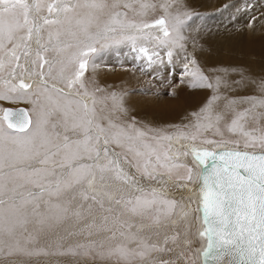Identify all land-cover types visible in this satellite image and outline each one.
I'll return each instance as SVG.
<instances>
[{"label":"snow or ice","instance_id":"6c2138e0","mask_svg":"<svg viewBox=\"0 0 264 264\" xmlns=\"http://www.w3.org/2000/svg\"><path fill=\"white\" fill-rule=\"evenodd\" d=\"M18 2L30 10L33 7L28 0H0V30L5 23L2 6H14ZM135 4L153 12L159 9L161 14L151 19L129 20L128 12L134 10ZM44 7L49 14L70 10L67 5H35L37 13ZM248 7L245 3L244 8L237 11ZM75 9L87 10L76 19V25L90 39L85 46L86 51L80 52L77 60V76L81 80L89 64L86 57L98 51L94 46L96 43H101L103 48L130 41L131 51L136 53L134 60L142 61L143 58L146 67L142 70H152L157 65L160 52L138 46L137 41L154 40L157 47L165 50L167 63L173 70L176 67L174 56L182 64L181 86L207 92L203 103L186 113L178 126L172 127L182 132L191 129L195 133L191 138L200 145L222 141L232 147L193 146L186 153L187 162L179 164L174 173L175 178L185 181L181 186L185 188L192 185V172L200 169L192 189L197 196L194 218L202 213L198 229L194 231L191 225L185 228L183 218H180L179 222L169 226L175 232L171 240L165 235L161 241L158 232L144 234L142 229L133 233L131 225L126 231L111 233L108 241L96 240L93 237L98 233L79 221L93 205L102 207L103 204L84 189L73 191L86 178L88 166L77 165L61 173L67 168L65 161L85 159L82 153L87 137L76 133L74 102L67 101L60 120L42 118L37 132L31 135L28 133L32 131L33 123L28 119L30 114L27 110H5L3 121L7 123V129L0 125V197L23 187L19 180L30 184L36 191L21 193L18 202L14 196L0 198V264H51L53 259L62 257H74L69 264H136L137 261L141 264H264V71L252 73L238 65H202L198 58L200 45L197 37L205 25L196 28L195 36L184 34L188 22L194 16H201L191 9L188 0H91L78 2L73 5ZM147 12L144 11L142 17H146ZM105 15L107 20H103ZM23 18L28 21L26 13ZM59 23V20L43 19L38 26L33 19L25 31L29 36L33 29L39 34L43 26ZM92 28L95 31H90ZM152 28H158L162 36H153ZM125 29H135L136 34H125ZM41 48L44 53L49 51L47 46L41 45ZM53 50L59 52L60 47L54 46ZM36 58L38 62L43 61L39 63L41 69L45 64L49 71L55 67L45 60L41 50L37 51ZM159 63L163 65V59H159ZM153 78L164 80L162 75L155 73ZM95 91L106 93L107 99L127 112L125 91L109 92L98 86ZM236 93L244 95L237 96ZM169 95H176L175 88ZM12 117L17 118L15 124ZM30 123L32 127L23 138L9 135L8 129L24 132ZM58 125L64 128L63 132L57 131ZM166 129L158 130L167 136ZM73 135L77 138L73 139ZM5 142L17 146V151L8 154L19 165L11 174L4 172L2 145ZM135 167L141 168L140 165ZM140 175L142 179H155L142 169ZM10 184L13 186L11 189L8 187ZM124 199L133 215L146 208L149 202L150 212L152 209L156 213L161 211L153 192L137 189L136 193ZM188 200L191 202L190 198ZM163 201L172 207L175 197ZM73 218L75 223L72 227L63 234H57L55 239H48L49 233L65 220ZM148 218L154 220L157 216ZM152 236L156 237L155 242ZM200 238H206L203 244Z\"/></svg>","mask_w":264,"mask_h":264},{"label":"bare ground","instance_id":"6f19581e","mask_svg":"<svg viewBox=\"0 0 264 264\" xmlns=\"http://www.w3.org/2000/svg\"><path fill=\"white\" fill-rule=\"evenodd\" d=\"M30 1L31 0H28L32 5H36L37 3L47 5L51 3H49V0ZM53 2L52 4H59L62 7L67 5L70 10L67 13L61 11L49 14L47 7H44L43 10L39 12L40 16L36 18V22L41 21V24L43 19L61 21L59 24L43 26L39 33L41 35L36 31L38 38H40V36L45 38L48 34L53 36V38L49 36L50 39L44 42L43 45L52 43L55 46L60 47L59 52L53 50L54 47L48 48L49 51L46 55L42 52L46 61H49V64H55V67L51 71L48 70L47 64L41 69L39 63L42 62L34 63V68L30 67V63H33V60L31 61L29 58L31 54L30 50L38 47V38L32 35L31 38L26 41L24 36H20L26 32L25 30L28 28V25L24 28L22 24L23 15L20 14L21 12L11 9V7L20 6L18 5L19 2L14 6H11L10 4L2 6L5 9V23L2 30H0V44L1 46H4L2 45L3 43L10 41L7 44L8 46L5 45L3 48L0 47V99L8 101V103L17 100L16 97L11 99L8 98L10 93L5 92L2 88V85L6 84L8 85L6 87L7 89L9 87L11 88L10 92L15 91L16 95H21L20 100L23 99V103H27L31 110L35 112V124L33 125L32 131L30 133L27 132L28 135L37 132L38 122L41 121L42 118H51L54 116L60 120L63 117V110L66 107L67 101L71 100L74 102L73 107L76 109V120L74 124L76 127V133L83 134L87 137V140L83 145L85 151L82 153L86 160L76 158L65 161L67 168L62 169L61 173L63 174L77 165L88 166L86 178L81 184L73 189V191L79 192L81 187L90 195H98L102 198L99 201L102 202L103 206L93 205L91 211L84 213L79 221L80 224L93 227V230L98 233L97 235H101L100 238L106 235L105 230L109 228L114 229L120 227L123 231H126L128 225L133 226L134 220L140 217V215L145 216L146 212L149 211L148 209L151 208V203L149 202L146 208L133 215L128 211L127 205L124 204L123 206L118 207V202H115L116 193L111 189H106V187L112 186V184L109 183L111 181L118 186H123L129 190L132 189L135 192H137V189L146 191L147 193L153 192L156 201H160V203L157 204L160 205V213H156V210L152 209L150 214L156 215L157 218L164 215V217H166L165 219L150 222L146 219L137 220L132 228L137 225V229L140 226H142L140 227V229H142L143 224H145L144 226L147 227L142 229L144 230V234L158 232L161 241L165 235L171 240L175 236V233L173 230H170L169 221L171 220V224L174 225L180 221V218H183L184 227L186 228L188 225H191L195 231L201 225L202 215L201 213H198L194 218V213H196L197 196L192 189L195 187L194 183L200 169L197 168L196 171H194V174L192 175V185H188L185 188L181 187L185 181L175 178L174 173L179 164L187 162L188 156L186 153L189 152L193 146L206 148L210 146L211 148H216L217 145H200L198 144L199 142H192V139L191 141L186 140L185 138L183 139L181 137L182 134L178 135L177 133L168 135V137L162 134H156V136L158 135L167 138L164 142L157 139L153 141L151 136L154 135L152 133L145 131L132 121L128 124V126L131 127V130H126L128 131L129 136L131 135V137L128 138L119 134L123 132V130H120L121 126L119 120L133 116L141 122L148 123V126H151L150 128L158 132V129L177 125L186 113L196 109L203 103L204 98L207 96V92L197 89H189L187 86H181L179 81L182 64L179 59L174 56L173 63L177 67H175L173 71L174 74L173 72H170V69L173 68L167 63V57L164 55L165 50L157 47L154 40L141 39L137 41V45L148 47L150 51H159L161 54L159 59H163V65H160L158 59L157 65L154 66L152 70L143 71L142 69L146 67V62H143V58L142 61L134 60L136 53L131 51L132 44L130 41H124L119 45L109 44L103 48H101V43H98L94 44V46L96 45L95 47L99 52L97 51V53L92 54L91 57H89L90 53L88 54L87 57L88 59L90 58L88 64L89 68L87 69L88 71H85L84 77L81 80L77 76L79 71L78 61H73V59L76 58L74 57V54L79 51H75V49L77 50L75 46L67 44L76 45L77 41H84L82 51H86L85 46L90 43V39L87 35H84V38H82L83 33L76 25V19L81 18L87 10H73V5L78 2H89V0H56V2ZM151 2H158V0H151ZM245 3H247L249 7L243 11H237L238 9H243ZM258 3L259 0H188L191 9L199 12L201 16H194L193 19L188 22L184 34L195 36L196 28L205 25V27H201L199 37H197L198 45H200L198 48V58L202 65H238L251 70L252 73H260L264 71V18L263 20L258 18V10L254 6ZM224 5H228V7L225 8L223 7ZM21 6H23V4H21ZM133 7L134 10L128 12L129 20L139 21L142 18L150 19L153 16H159L161 14L159 9H157L156 12H153L151 9H145L140 4H135ZM20 9L25 10L26 12H32L34 7L30 10L24 5ZM144 11H148L146 17H142ZM17 13H19V16L21 17V19H19L23 32L21 34L17 33L14 37L12 33L18 27L16 19L14 18ZM7 14H13V17L7 18ZM39 14H37V16ZM106 16L107 15L104 17ZM233 17H235V19H233ZM37 24L39 26L40 22H37ZM209 28L211 31H209ZM90 31H95V28L90 29ZM150 31L153 36L159 35L157 33L158 30H154V28L150 29ZM134 32H136L135 29L124 30V33L128 35H132ZM57 33H59L58 36ZM70 33L81 36L69 37L68 34ZM24 44H27V46H24ZM78 48L81 49V47ZM103 49L106 52H110L108 55H117L118 63L116 69L118 74L116 76L113 75L114 77L108 76L106 72L108 69L112 68V65L110 64L112 62L106 64L102 63L100 66L97 64L95 66V58L98 56L101 57ZM8 51H12L11 55L8 54ZM9 58L13 65L8 67ZM100 59L102 60L103 58ZM110 59L111 58H107V60ZM134 65L138 66L133 68L132 66ZM4 66L7 67L5 68ZM22 68V72L25 73V75L28 74V76H20ZM4 69H7L6 74L4 73L5 71H3ZM9 72L11 73L9 74ZM15 73H17V76H19L20 79L15 77ZM35 73L39 76L37 79L31 77V75ZM68 73L72 74L70 75ZM144 73L149 74V76ZM154 73L162 75L164 80L161 82L160 80L155 79L157 84L145 87V91L163 94L165 91L164 88L170 87V92L175 88V96L169 95V97L164 99L161 103L153 104L146 100L145 97H137L136 93L134 94L135 96H133V94L129 92L125 98V104L128 109L125 113L119 109L118 105H114L111 100L106 98V93L95 91L97 86L109 92H118V88L120 89L122 86H129L131 90L136 89V87H140V82L144 79H149L151 82ZM138 74L140 75L135 78L134 75ZM34 76L36 77V75ZM141 76H144V78H139ZM23 85H29V87L26 88ZM119 85L121 86L118 87ZM156 85L160 88L158 91L156 90ZM162 86L165 87L162 88ZM166 92L168 91L166 90ZM96 94L98 101H100V106L102 107L99 110L95 103ZM235 95L243 96L244 93H236ZM107 105H110V108H108ZM43 108H45V113L49 114V116L42 114ZM26 110L28 111L27 108ZM29 117L31 121V116L29 115ZM0 118L3 121L2 113ZM3 123L5 122L3 121ZM30 125L31 123L28 128ZM28 128L24 131L28 130ZM57 131L63 132L64 128L58 125ZM24 135L25 134L18 135L17 133V135L11 136L23 138ZM139 136H142V138L147 137V140H143L144 142L141 141L140 143V140L137 141V139L134 138H139ZM75 138H77V135H73V139ZM163 143H165V147H163L164 149L161 147V144ZM153 145L157 146L153 148ZM170 145L171 150L168 151ZM227 145L232 146L231 144ZM2 147L5 154L4 164L8 163L4 167V172L7 173L9 170L15 171V168L19 165L15 163L8 154L17 151V146L5 142ZM221 148L231 147L222 146ZM122 149L127 150V155L125 152H121ZM160 149H163L166 155L168 154L173 161L167 160L165 163L159 161L161 167L157 166L155 170L148 169V174L155 177V179H142L140 170L142 169L144 171L147 158L149 157V160L154 158V156L151 155L156 156ZM95 154L97 155L92 157ZM96 160H104L105 164L103 165L100 163L98 166L93 167L92 163ZM192 163L195 165V161H192ZM136 165H140L141 168H136ZM151 165H154V163H151ZM106 175L108 176L105 179ZM157 178H159V180ZM159 182H162L164 185L161 186ZM18 183L23 185L22 188L24 191L34 189L31 185L24 186L26 183L23 180H19ZM9 186L13 187L11 184ZM157 190L165 196H160L156 193ZM118 196L120 197V194H118ZM170 197H175L176 206L173 204L171 207L170 204L163 201ZM149 198L152 197L149 196ZM189 198L191 202H189ZM76 203L78 204L79 200H77ZM114 203L115 208L113 209L112 205ZM175 207L176 209L174 211ZM121 209L122 211L119 213V210ZM96 214L98 216L96 219H89L88 216ZM67 221L71 224L75 222V218L67 219L62 224L64 225ZM29 227L31 226L29 225ZM138 231L139 230L132 232L136 233ZM95 236L93 237L94 239H96ZM152 240L155 242L156 237L152 236ZM200 240L201 244H203L206 238H200ZM60 260L62 259H53L51 264H69V260ZM136 264H141V262L137 261Z\"/></svg>","mask_w":264,"mask_h":264},{"label":"rangeland","instance_id":"374dc122","mask_svg":"<svg viewBox=\"0 0 264 264\" xmlns=\"http://www.w3.org/2000/svg\"><path fill=\"white\" fill-rule=\"evenodd\" d=\"M32 1H35V0H31L30 2H32ZM56 2V0H49V3L50 4H52V2ZM77 1V0H76ZM53 2V3H54ZM75 2V1H74ZM89 2H91V0H89ZM21 4H23V3H19L18 5H20V6H16V7H11V9H14V10H18L19 12H21L20 14L21 15H23V13H26L27 14V16H28V21H25V19L23 18V26H24V28H25V26H27L28 25V27L30 26V22H31V20H33V19H35L36 20V18L37 17H39L40 16V14L39 13H36L37 11H36V8H35V5H33V7H34V9H33V11L32 12H26L25 10H22V9H20V8H22L23 6H24V4H23V6H21ZM11 6H13V5H11ZM255 6V8H257V10H258V13H257V15H258V18L260 19V20H263V18H264V3H263V0H259V3L258 4H255L254 5ZM26 7V6H25ZM19 13H17V15H16V17H14L15 19H16V22H17V24H18V27H17V29L15 30V31H13V33H12V35L15 37V35H17V33H22L23 31V28L21 27V25H20V19H21V17L19 16L20 15ZM37 14H39L38 16H37ZM6 17L7 18H12L13 17V14H7L6 15ZM20 18V19H19ZM108 19V16H106V17H103V20H107ZM151 19V18H150ZM37 22H40V24H41V21H37ZM264 22V21H263ZM158 30V34L159 35H161L162 36V33H160L159 32V29L158 28H154V30ZM83 33V37L82 38H84V35L86 36V34L84 33V32H82ZM136 32H134V34H135ZM44 34V33H43ZM32 35H34V37L36 36L37 38H38V35L36 34V30L35 29H33L32 30V32H31V35L29 36L28 34H27V32H25L24 34H22V35H20V36H24L25 37V39H26V41L27 40H29L30 38H31V36ZM39 35H41V34H39ZM19 36V37H20ZM51 38H53V36L52 35H50V34H48V36H46L45 38L42 36H40V38H38V47H35L33 50H30L31 51V54H30V56H29V58H30V60L32 61L33 60V63H30V67L31 68H34V63H39L36 59V53H37V51L38 50H41V55H43L42 54V48H41V45H43V43L44 42H46V41H48L49 39H50V37ZM68 36L69 37H79V36H81V35H79V36H77V35H74V34H72V33H70V34H68ZM18 37V38H19ZM10 41V40H9ZM8 41V42H9ZM72 41V40H71ZM8 42H5V43H3L2 45H7L8 44ZM30 42V41H29ZM80 41H77V44L76 45H74V44H67V45H72V46H75V48H77V50L75 49V51H79L78 53H75L74 54V57H76V58H74L73 59V61L74 62H76L77 61V59H78V57H79V53L82 51V48H83V46H84V41H81L80 43H79ZM82 43H83V45H82ZM80 44V45H79ZM96 44H98V43H96ZM66 45V46H67ZM4 46H1V44H0V47L1 48H3ZM8 46V45H7ZM6 46V47H7ZM24 46H27V44H24ZM44 46H47V48H52V47H54L55 45L54 44H52V43H48V44H45ZM96 46V45H95ZM78 47H81V49L80 48H78ZM0 48V49H1ZM80 49V50H79ZM118 50H120V49H118ZM13 51V50H12ZM12 51H8V54L9 55H11V52ZM99 52V51H98ZM108 54H110V52H106V51H104V49L102 50V55H101V57L100 56H98L97 58H95V66L97 65V64H99V66L100 65H102V63L103 64H106V63H110V62H112V63H110L111 65H112V68H110V69H108L106 72H107V75L108 76H116L117 74H118V71H117V69H116V66H117V63H118V60H117V55H114V54H111V55H108ZM44 55H46V53H44ZM50 55V54H49ZM103 55H104V57H103ZM92 56V53H90V55H89V57H91ZM50 57V56H49ZM103 58L102 60L100 59V58ZM107 58H111L110 60H107ZM87 59H88V57H87ZM99 59V60H98ZM45 60H46V58H45ZM90 60V58L88 59V61ZM12 61H11V59L9 58V64H8V67L9 66H11V65H13V63H11ZM42 63H43V61H41ZM99 62V63H98ZM59 63V62H58ZM138 65H134V66H132L133 68H136ZM5 67V66H4ZM3 67V68H4ZM7 67V66H6ZM5 67V68H6ZM172 67V66H171ZM177 67V66H176ZM89 68V66L87 67V69ZM22 70H23V68L21 69V71H20V76L22 75V76H28V74H26L25 75V73H23L22 72ZM35 70V69H34ZM74 70V69H73ZM116 70V71H115ZM3 71H5L4 73L6 74V71H7V69H4ZM64 71V70H63ZM86 71H88V70H86ZM174 70L173 69H170V72H173ZM11 72H9V74H10ZM113 73V74H112ZM68 74H72V73H68ZM140 74H142V73H140ZM140 74H138V75H134V77L135 78H137ZM144 74H146L147 76H149V74H147V73H144ZM34 75H36V77L34 76ZM67 75V74H66ZM113 76V77H114ZM15 77L17 78H19L20 79V77L19 76H17V73H15ZM31 77L33 78V79H37L39 76L35 73V74H32L31 75ZM139 78H144V76H141V77H139ZM89 82V81H88ZM9 84H11V83H9ZM155 84H157V82H156V80L154 79V78H152V81L150 82V80L149 79H144L142 82H140V87H136V89H141V91L139 92V91H133V89L131 90V88L129 87V86H122V87H120L121 85H119L118 87H120V89L118 88V92L119 91H121V90H123V91H125L127 94L129 93V92H131L132 94H133V96H135L134 94L136 93V96L137 97H145V99L146 100H148V101H150L151 103H153V104H159V103H161L164 99H166L167 97H169V92H170V87H166V88H164L165 86H162V88H164V93L163 94H159V95H157L158 93H153L152 91H145V87H148V86H151V85H155ZM3 87V89L5 90V92H8V93H10L9 95H8V98H14V97H16L17 98V100H15V101H13L12 103H8V101H5V100H2V99H0V115H1V113H2V110L5 108V107H7V106H10V107H16V106H19V105H21V106H24V107H26L27 109H28V112H29V114H30V116H31V121H32V123H33V125L35 124V120H34V117H35V112L34 111H32L31 110V108L29 107V105L27 104V103H23V99H21L20 100V96L21 95H16V93H15V91L14 92H10L11 91V88L9 87L8 89L6 88L8 85H6V84H4V85H2ZM125 87V88H124ZM128 87V88H127ZM158 89H160L159 88V86H157L156 85V90L158 91ZM76 90V89H75ZM166 90L168 91V92H166ZM138 93V94H137ZM131 94V95H132ZM167 94V95H166ZM145 95V96H144ZM161 98H160V97ZM159 99H161V100H159ZM100 101H98V99H97V94H96V100H95V103H96V105H97V108H98V110L99 109H101L102 107L100 106V103H99ZM107 107L108 108H110V105H107ZM49 113V112H48ZM42 114H44V115H48L49 116V114H46L45 113V108H43L42 109ZM99 117V116H98ZM49 118V117H48ZM133 116H130V117H127L126 119H120L119 120V122H120V126H121V129L120 130H123V132L122 133H119V134H121V135H123V136H125V137H131V135L129 136V134H128V131H126V130H131V127H129L128 126V124H129V122H133V123H135L137 126H139V127H141V128H143L145 131H147V132H149V133H152L154 136H151V138H152V140L153 141H155V139H157V140H159V141H162V142H164V140L168 137V135H172V134H175V133H177L178 135H180V134H182L181 135V137L184 139H186V140H189V141H191V137L192 136H194L195 135V133L194 132H192V130L191 129H189L187 132H182L180 129H178V128H174V127H172V126H168L167 127V129H166V131H167V137H160V136H156V134H161V132L158 130V132H156V130H153L152 128H150L149 126H148V123H146V122H141V121H139V120H137V119H135V120H133ZM3 119V118H2ZM50 120H58L56 117H51V118H49ZM180 123V122H179ZM179 123L176 125V126H178L179 125ZM0 125H3L6 129H7V126H6V124L5 123H3V121L1 120V118H0ZM32 127V124L30 125V127L29 128H31ZM126 128V129H125ZM162 129H164V128H162ZM8 132H9V134H11V135H17V133H18V135H23V134H25V133H27L28 132V130H26V131H24V132H19V131H16V130H13V129H8ZM127 132V133H126ZM194 133V134H193ZM134 138H136L137 139V141H139L140 140V143H141V141L142 142H144L143 140H147V137H143L142 138V136H139V138L138 137H134ZM218 138V137H217ZM192 142H194L193 141V139H192ZM196 143L198 142V141H195ZM199 144V143H198ZM206 145V144H205ZM204 145V146H205ZM214 145H217L216 147H222V146H227V147H232V146H228L226 143H224V142H219V143H215ZM157 145H153L152 147L154 148V147H156ZM161 147L163 148V147H165V143H163V144H161ZM210 147V146H209ZM102 148H103V145H102ZM159 148V147H158ZM157 148V149H158ZM156 149V150H157ZM164 149V148H163ZM163 149H160V150H158V153H157V155L155 156V155H151V156H154V158H151V160H149V157L147 158V160H146V166L144 167V172H146V173H148V169H154L155 170V168H157V166H160L161 167V163L159 162V161H161V162H163V163H165L167 160H171V161H173L171 158H170V156L167 154L166 155V153H165V151L163 150ZM171 150V145L169 146V148H168V151H170ZM121 152H125L126 153V155H127V150H125V149H122L121 150ZM149 152H152V151H149ZM97 154H95L94 156H92V157H95ZM79 159V158H78ZM85 160H86V158H85ZM84 160V161H85ZM179 160V159H178ZM188 160V159H187ZM68 161V160H67ZM177 161V160H176ZM100 163H102L103 165L105 164V161L104 160H96V161H94L93 163H92V166L93 167H96V166H98ZM110 163H111V161H110ZM151 163H154V165H151ZM8 163H5L4 165H7ZM105 172H107V171H105ZM7 173H9V174H11V173H14V171L13 170H9ZM168 174V173H167ZM194 174V171L192 172V175ZM135 175V174H134ZM107 176L108 175H106L105 176V179L107 178ZM158 180H159V178H157ZM109 183H111L112 184V186H109V187H106V189L107 190H113L116 194V196H115V202H118V207H121V206H123L124 204L126 205V202H125V199H124V197L125 198H128L130 195H132L133 193H136L135 191H133L132 189L131 190H129L128 188H125V187H123V186H118V185H116L115 183H113L112 181L111 182H109ZM156 183V182H155ZM159 184L161 185V186H163L164 184L162 183V182H159ZM195 184V183H194ZM193 184V185H194ZM28 185H30V184H24V186H28ZM161 186H159V187H161ZM9 187V189H11L12 187H10V186H8ZM80 189H82L81 187H80ZM172 190V189H171ZM24 189L21 187V188H18L17 190H16V192L14 193V194H12L13 192H11V191H8L6 194H5V196H4V199H7L8 197H15V199H16V202H18L19 201V198H20V194L21 193H24V194H27V192H29V191H36L35 189H28L27 191H24ZM10 192V193H9ZM146 192V191H145ZM156 193H158L160 196H163L164 194H162L161 192H159V190H157V192ZM118 194H120V197L118 196ZM165 196V195H164ZM95 197H96V199H97V201H99V200H101L102 198H100V196H98V195H95ZM166 197H168V196H166ZM3 198V197H2ZM170 198H172V197H170ZM156 203L158 204V203H160V201H156ZM174 206H176V201H175V203H174ZM160 207V206H159ZM112 208L114 209L115 208V203L112 205ZM175 209H176V207L174 208V211H175ZM29 210H30V208H29ZM112 211H114V210H112ZM120 212L119 213H121V211H122V209L121 210H119ZM171 211H172V209H171ZM151 212L150 211H147L146 212V214H145V216H142V215H140V217H138L136 220H134V222H133V226H134V224H135V222L137 221V220H141V219H146V220H148L149 222L150 221H154V220H161V219H165L166 217H164V215H161V216H159L158 218H156V219H154V220H150L148 217L150 216V215H153V214H150ZM174 215V214H173ZM89 217V219L90 220H94V219H96L98 216H97V214L96 215H93V216H88ZM173 218V217H172ZM69 220V219H68ZM75 222H73V223H71V224H69L68 223V221L63 225V224H61L60 225V228L59 227H57V228H55L49 235H48V239H55V236L57 235V234H63L67 229H69L70 227H72L73 226V224H74ZM169 223H170V225H172L171 224V220L169 221ZM145 224H143V228L142 229H144V228H146L147 226H144ZM132 226V227H133ZM131 227V231H137V230H141L140 229V227H142V226H140L138 229H137V225L134 227V228H132ZM93 228V227H92ZM110 229V230H109ZM109 229H107V230H105L106 231V235H104V237H102V238H100L101 237V235H97V236H95V238H96V240H104V241H108V239H109V237H110V235H111V233H120V232H122L123 231V229L122 228H109ZM109 230V231H108ZM175 233V232H174ZM99 237V238H98ZM75 241H69V243H74ZM113 243L115 242V241H112ZM70 258H71V260H73L74 259V257H62V258H60V259H62V260H60V261H67V260H70Z\"/></svg>","mask_w":264,"mask_h":264},{"label":"water","instance_id":"95a60500","mask_svg":"<svg viewBox=\"0 0 264 264\" xmlns=\"http://www.w3.org/2000/svg\"><path fill=\"white\" fill-rule=\"evenodd\" d=\"M21 109H24V110H26V108H24L23 106H17V107H10V106H7V107H5L4 109H3V112L5 111V110H21ZM3 112H2V118H3ZM28 119L30 120V117H28ZM11 121H12V123H16V121H17V118L16 117H12L11 118ZM5 122V121H4ZM5 124H6V126H7V123L5 122ZM29 126V125H28ZM28 127H26L25 129H27ZM13 130H16V131H18V129H16V128H13ZM201 215H202V213H201Z\"/></svg>","mask_w":264,"mask_h":264}]
</instances>
